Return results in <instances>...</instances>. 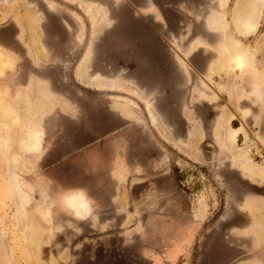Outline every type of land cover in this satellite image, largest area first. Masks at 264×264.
I'll return each instance as SVG.
<instances>
[{
    "label": "rangeland",
    "instance_id": "obj_1",
    "mask_svg": "<svg viewBox=\"0 0 264 264\" xmlns=\"http://www.w3.org/2000/svg\"><path fill=\"white\" fill-rule=\"evenodd\" d=\"M0 81V264H147L95 202L148 164L209 226L162 264H264V0H0Z\"/></svg>",
    "mask_w": 264,
    "mask_h": 264
},
{
    "label": "crops",
    "instance_id": "obj_2",
    "mask_svg": "<svg viewBox=\"0 0 264 264\" xmlns=\"http://www.w3.org/2000/svg\"><path fill=\"white\" fill-rule=\"evenodd\" d=\"M89 9L97 19L101 9L93 6ZM1 83L0 81V85ZM257 92L255 89L254 94L250 96L254 101H258ZM1 99L0 95V101ZM131 171L143 172L142 176L135 178L137 180H128V184H133L132 191H128L126 196L115 195L112 191L108 200L96 199V214L100 213L102 217L106 214H118L119 222L122 223L129 222L130 219L142 221L141 226L134 222L133 228H128V233L119 234L141 237L136 242L141 245L138 251L143 258L142 261L147 264H162L166 260L181 259L190 250L200 230L202 232L205 226L209 229L208 221L205 222L202 215L200 216L198 212L200 209H197V206L183 202L182 196L175 195L171 190L174 187L168 181L170 176L166 174L167 169L162 165L135 166V170ZM146 172L149 174L145 175ZM150 191L153 193L152 197L148 194ZM77 197L84 198L82 195ZM86 202L88 203L87 200ZM72 210L81 218L88 217L90 213L89 211L88 215L81 216L73 208ZM123 227V224H119L118 229Z\"/></svg>",
    "mask_w": 264,
    "mask_h": 264
},
{
    "label": "bare ground",
    "instance_id": "obj_3",
    "mask_svg": "<svg viewBox=\"0 0 264 264\" xmlns=\"http://www.w3.org/2000/svg\"><path fill=\"white\" fill-rule=\"evenodd\" d=\"M246 23V22H245ZM251 28V27H250ZM246 30V28H245ZM253 32V31H252ZM245 59V58H244ZM242 56H238L236 57V65L239 67V68H242L243 64H244V60ZM84 64V63H83ZM84 67V66H83ZM84 71V70H83ZM83 74V73H82ZM18 119H15V122L17 121ZM8 124H7V128H8ZM239 129L235 130V131H238ZM237 134V133H236ZM28 138H29V145L30 147H36L39 143V135L37 132L35 131H32L28 134ZM6 139V138H5ZM7 140V139H6ZM5 140V141H6ZM28 141V140H27ZM40 145V144H39ZM70 206L76 211L78 212L79 215L81 216H86L88 215L89 213V210H90V207L88 205V203L86 202V200H84V198L82 199V197H78V198H75V199H72L70 201Z\"/></svg>",
    "mask_w": 264,
    "mask_h": 264
},
{
    "label": "built area",
    "instance_id": "obj_4",
    "mask_svg": "<svg viewBox=\"0 0 264 264\" xmlns=\"http://www.w3.org/2000/svg\"><path fill=\"white\" fill-rule=\"evenodd\" d=\"M193 178H194V176H193L192 174H190V175L186 176V178L184 179V181H185L186 183H189L190 181L193 180Z\"/></svg>",
    "mask_w": 264,
    "mask_h": 264
}]
</instances>
